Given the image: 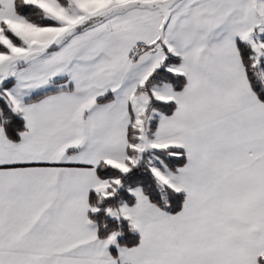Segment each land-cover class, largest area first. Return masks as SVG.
Wrapping results in <instances>:
<instances>
[{"label": "snow or ice", "instance_id": "obj_1", "mask_svg": "<svg viewBox=\"0 0 264 264\" xmlns=\"http://www.w3.org/2000/svg\"><path fill=\"white\" fill-rule=\"evenodd\" d=\"M0 264H264V0H0Z\"/></svg>", "mask_w": 264, "mask_h": 264}, {"label": "trees", "instance_id": "obj_2", "mask_svg": "<svg viewBox=\"0 0 264 264\" xmlns=\"http://www.w3.org/2000/svg\"><path fill=\"white\" fill-rule=\"evenodd\" d=\"M137 239L138 236L136 234L127 233V232L123 237L120 238L122 244H129V245L135 243ZM111 251L115 253L114 249H111Z\"/></svg>", "mask_w": 264, "mask_h": 264}, {"label": "crops", "instance_id": "obj_3", "mask_svg": "<svg viewBox=\"0 0 264 264\" xmlns=\"http://www.w3.org/2000/svg\"><path fill=\"white\" fill-rule=\"evenodd\" d=\"M137 236H138V234H136ZM112 249H114L115 250V248H112ZM111 250V249H110ZM115 252H116V250H115Z\"/></svg>", "mask_w": 264, "mask_h": 264}]
</instances>
